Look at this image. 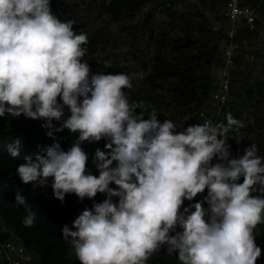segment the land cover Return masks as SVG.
Masks as SVG:
<instances>
[{
	"label": "clouds",
	"instance_id": "clouds-1",
	"mask_svg": "<svg viewBox=\"0 0 264 264\" xmlns=\"http://www.w3.org/2000/svg\"><path fill=\"white\" fill-rule=\"evenodd\" d=\"M87 42L71 21L53 15L50 0H0V117L23 115L49 129L57 121L55 132L78 134L67 151L53 143L25 157L19 180L42 188L51 178L62 204L66 194L80 201L106 194L61 229L80 264H146L162 247L180 264H256L261 248L253 232L264 223V197L253 192H264V157L254 144L230 155L226 133L240 122L228 113L226 125L206 121L177 131L155 113L144 119L123 91L129 76L90 73L82 62ZM101 139L106 151L96 150L93 175L81 144ZM20 147L17 138L8 153L16 158ZM205 190L203 201L181 211ZM14 202L28 212L24 225L33 226L25 197L18 193Z\"/></svg>",
	"mask_w": 264,
	"mask_h": 264
},
{
	"label": "trees",
	"instance_id": "trees-1",
	"mask_svg": "<svg viewBox=\"0 0 264 264\" xmlns=\"http://www.w3.org/2000/svg\"><path fill=\"white\" fill-rule=\"evenodd\" d=\"M131 1L133 0L118 2L130 4ZM50 4L53 15L58 19L63 18L61 3L58 0H50ZM184 10L166 15L169 29L167 33H163V48H160L166 51H154L150 65H146L144 69L146 76L139 86L123 89L130 104L136 102L140 105L136 112L144 119L148 118L142 111L144 103L158 109H169L193 100L198 95L206 97L210 91L211 80L207 70L218 54L219 41L223 37L208 28L203 16L197 14L193 8L186 7ZM72 27L75 32V27ZM252 95L253 89L250 88L246 91L248 101L252 100ZM68 114L65 108V116ZM60 123L53 121V129H49L42 126L44 121L27 119L23 115L12 117L6 114L0 117V226L5 229V233L0 231V240L9 238L11 233L33 253L35 264H80L72 245L63 239L61 229L65 224L71 226L72 221L85 208L91 209L94 203H100L106 198V194L97 193L93 199L84 198L80 201L75 194H66L62 204L53 196L51 178L48 180L49 185L42 188L33 187L32 184L25 185L19 180L16 169L24 162L25 157L35 159L37 155L43 154L44 146L53 143H59L65 151L72 146L78 134L69 133L67 129L55 132L54 129L59 127ZM50 130L53 131L54 139L47 135ZM17 138L21 141L20 155L13 158L8 153L7 145ZM105 143L106 141L101 139L99 142L85 141L81 144L89 157L87 171L93 175H98L92 162L95 152L97 149L106 151ZM109 186L116 187L114 184ZM18 193L25 197L27 205L35 214L31 227H26L23 223L28 214L25 207L14 202ZM206 195L207 190L198 194L192 201L185 200L181 211L191 203L203 201ZM261 197H264V192ZM112 200L114 203L118 202L117 197ZM203 207L207 208L208 205L204 203ZM178 231L179 227L176 229V232ZM170 234L175 235V232ZM253 234L256 245L261 248V256L256 264H264V223L257 225ZM146 264L180 262L176 255H168L166 248L162 247L152 254Z\"/></svg>",
	"mask_w": 264,
	"mask_h": 264
},
{
	"label": "rangeland",
	"instance_id": "rangeland-1",
	"mask_svg": "<svg viewBox=\"0 0 264 264\" xmlns=\"http://www.w3.org/2000/svg\"><path fill=\"white\" fill-rule=\"evenodd\" d=\"M58 1L64 10V17L59 20L71 21L77 34L87 35L82 62L88 63L90 73H123L130 77L133 88L146 76L144 69L150 65L154 51L163 48V33L169 29L166 15L182 12L186 7L193 8L203 16L208 28L223 37L219 41L218 54L207 70L210 91L206 97L198 95L169 109L144 103L142 111L147 117L155 113L161 123L165 119L172 121L177 131L190 124H203L206 119L214 126L226 125L225 116L230 113L240 122L226 133L230 155L241 156L254 144L257 155L264 157V0H241L242 5L254 11V28L250 30L241 20L235 24L238 49L229 64L230 90L224 104L213 102L211 94L216 90L224 66L223 50L227 43L224 34L230 26L226 17L227 0H133L130 4L119 3V0ZM250 88L253 98L248 101L246 91ZM262 193L256 191L253 195L261 196Z\"/></svg>",
	"mask_w": 264,
	"mask_h": 264
},
{
	"label": "built area",
	"instance_id": "built-area-1",
	"mask_svg": "<svg viewBox=\"0 0 264 264\" xmlns=\"http://www.w3.org/2000/svg\"><path fill=\"white\" fill-rule=\"evenodd\" d=\"M226 17L230 26L225 30V41L227 42L223 50L224 66L220 70L216 84V90L211 94V100L217 104H224L228 99L230 90V70L229 64L238 46L235 41V24L238 20L246 23L247 27L254 28V11L250 6L242 5L241 0H227ZM210 121L208 119L204 120ZM1 233L5 229L0 226ZM10 237L0 240V264H35L33 253L19 243L11 233Z\"/></svg>",
	"mask_w": 264,
	"mask_h": 264
}]
</instances>
